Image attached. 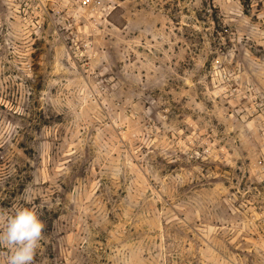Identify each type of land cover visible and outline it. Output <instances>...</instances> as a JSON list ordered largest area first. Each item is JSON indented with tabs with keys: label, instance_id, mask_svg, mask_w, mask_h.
Wrapping results in <instances>:
<instances>
[{
	"label": "rangeland",
	"instance_id": "obj_1",
	"mask_svg": "<svg viewBox=\"0 0 264 264\" xmlns=\"http://www.w3.org/2000/svg\"><path fill=\"white\" fill-rule=\"evenodd\" d=\"M19 207L35 264H264V0H0Z\"/></svg>",
	"mask_w": 264,
	"mask_h": 264
},
{
	"label": "clouds",
	"instance_id": "obj_2",
	"mask_svg": "<svg viewBox=\"0 0 264 264\" xmlns=\"http://www.w3.org/2000/svg\"><path fill=\"white\" fill-rule=\"evenodd\" d=\"M45 223L33 208L19 207L12 215H0V246L9 252L7 264H35Z\"/></svg>",
	"mask_w": 264,
	"mask_h": 264
}]
</instances>
